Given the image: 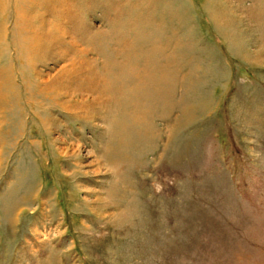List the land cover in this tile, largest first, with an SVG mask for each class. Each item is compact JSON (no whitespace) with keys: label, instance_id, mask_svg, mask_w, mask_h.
<instances>
[{"label":"rangeland","instance_id":"1","mask_svg":"<svg viewBox=\"0 0 264 264\" xmlns=\"http://www.w3.org/2000/svg\"><path fill=\"white\" fill-rule=\"evenodd\" d=\"M0 264H264V0H0Z\"/></svg>","mask_w":264,"mask_h":264}]
</instances>
